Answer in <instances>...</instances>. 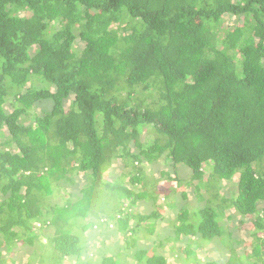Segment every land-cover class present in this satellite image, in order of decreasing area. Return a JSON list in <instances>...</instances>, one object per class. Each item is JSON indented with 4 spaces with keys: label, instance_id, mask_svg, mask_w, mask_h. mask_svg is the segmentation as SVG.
<instances>
[{
    "label": "trees",
    "instance_id": "16d2710c",
    "mask_svg": "<svg viewBox=\"0 0 264 264\" xmlns=\"http://www.w3.org/2000/svg\"><path fill=\"white\" fill-rule=\"evenodd\" d=\"M157 168L201 222L132 208ZM172 226L264 264V0H0V264H189Z\"/></svg>",
    "mask_w": 264,
    "mask_h": 264
},
{
    "label": "clouds",
    "instance_id": "9594fccd",
    "mask_svg": "<svg viewBox=\"0 0 264 264\" xmlns=\"http://www.w3.org/2000/svg\"><path fill=\"white\" fill-rule=\"evenodd\" d=\"M159 168V167H158ZM158 168L154 171V179H147L150 183V191L148 196L138 199L135 202L136 206L132 207L136 209L140 214L146 216L148 219L159 221L161 224L168 226L171 221L177 222L178 217L184 215V221H180L182 226L187 224H195L201 222L202 216L199 215L200 210L206 209L207 201L212 200V192L206 187H200L195 193L193 190L198 188L199 182L193 177L187 174H181L180 179H184L180 187H178L177 178L164 175L158 171ZM183 172H190L189 169H185ZM146 183V182H145ZM145 183L142 184L145 187ZM190 184V186L186 185ZM230 186V184H227ZM225 186V182L224 185ZM218 191L221 196L227 193L226 187ZM231 188V186H230ZM203 195V200L199 201L197 195ZM185 195V196H183ZM193 217L195 222L192 220ZM203 235L198 233L183 232L175 229L173 226L168 229V240L164 247H160V251L163 256L168 255L167 247L173 250V247L185 246L189 244L193 254H183V257L189 264H206L208 261H216L214 258L202 259L201 255L203 251L199 248L209 244L214 247L213 242H208L207 239H203ZM43 242L45 240L43 239ZM215 248V247H214ZM196 260V261H195Z\"/></svg>",
    "mask_w": 264,
    "mask_h": 264
},
{
    "label": "rangeland",
    "instance_id": "374dc122",
    "mask_svg": "<svg viewBox=\"0 0 264 264\" xmlns=\"http://www.w3.org/2000/svg\"><path fill=\"white\" fill-rule=\"evenodd\" d=\"M143 138V137H142ZM224 188L226 187V191L229 190L230 186L229 185H226V186H223ZM242 236H243V233H242ZM200 251H203V254L201 255L202 259H209V258H214L216 259L218 254H217V251L215 250L214 247H212L211 245L207 244L205 245L204 247L202 248H199ZM17 255V253H16ZM25 258V257H24ZM23 263H26V260L27 259H22Z\"/></svg>",
    "mask_w": 264,
    "mask_h": 264
}]
</instances>
